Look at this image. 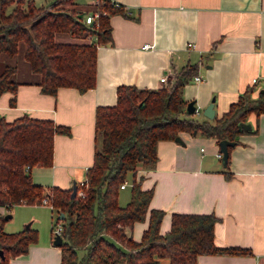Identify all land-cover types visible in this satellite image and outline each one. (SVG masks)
<instances>
[{
    "label": "crops",
    "instance_id": "1",
    "mask_svg": "<svg viewBox=\"0 0 264 264\" xmlns=\"http://www.w3.org/2000/svg\"><path fill=\"white\" fill-rule=\"evenodd\" d=\"M45 1L37 4L33 0L36 5ZM111 1L121 4L125 13L108 15L111 43L96 45L92 87L79 92L60 86L54 94L44 93L27 67L26 77L17 78L18 69L14 73L19 83L13 92L0 93L4 120L26 114L68 128L67 133L53 135L50 165L29 169L32 181L43 186L68 188L72 181L84 179L95 146V107L115 102L116 85L155 88L164 83L158 81L160 75L170 80L183 65L194 63V74L201 80L191 77L182 87V97L193 100L195 114L212 98L213 116H219L251 84L252 76L264 75V0ZM93 2L86 1L91 10ZM75 3L76 10L91 13ZM145 43L147 47L142 46ZM244 122L249 128L238 133L228 151V177L220 157L215 156L219 151L215 138L186 131L178 134L181 142L158 140L154 164L136 169L143 174L141 188H152L147 207L164 211L160 233L169 228L172 211L212 212L217 217L214 244L249 250L245 254H201L196 264H264V114L249 113ZM13 205L28 208L15 217L18 228L7 232L21 229L24 222L38 231L25 253L9 258L7 264H59L51 226L32 214L36 206H45L50 213L51 208L41 203ZM10 218L9 214L4 223ZM146 224L147 213L124 230L137 240Z\"/></svg>",
    "mask_w": 264,
    "mask_h": 264
},
{
    "label": "trees",
    "instance_id": "2",
    "mask_svg": "<svg viewBox=\"0 0 264 264\" xmlns=\"http://www.w3.org/2000/svg\"><path fill=\"white\" fill-rule=\"evenodd\" d=\"M73 4L74 0H49L40 5L33 0H0V93L13 92L19 83L14 79L16 64L1 61L15 55L19 41L23 43L22 58L42 92L54 94L60 86L81 92L94 85L96 45L111 43L108 15L125 10L111 0H94L91 12L97 15L85 22L84 13ZM55 33L82 40L57 41ZM195 70L194 63H187L155 88L116 85L115 102L95 107L92 160L84 179L75 183L72 197L70 187L43 186L33 182L29 173L31 167L50 165L53 135L67 133L68 128L26 114L11 120L0 117V206L8 210L13 204L40 203L46 197L61 225L59 264H156L161 257L167 264H196L201 254L248 253L244 247L214 244L217 217L212 212L172 211L169 228L160 233L164 211L147 207L152 188H141L143 174L136 173L138 167L154 164L158 140H173L186 131L234 144L238 133L247 131L237 123L249 113L264 114V89L255 84L245 86L219 116L197 118L186 113L182 87ZM233 144L227 145L226 177ZM127 177L128 200L119 205V184ZM78 189L82 195L77 194ZM146 213V227L139 239H133L124 229L142 221ZM4 221L0 212V264L25 253L37 239L36 229L29 225L4 231Z\"/></svg>",
    "mask_w": 264,
    "mask_h": 264
},
{
    "label": "rangeland",
    "instance_id": "3",
    "mask_svg": "<svg viewBox=\"0 0 264 264\" xmlns=\"http://www.w3.org/2000/svg\"><path fill=\"white\" fill-rule=\"evenodd\" d=\"M45 0H36V3H42ZM87 0H75V5L81 8H85V10H88L89 12H91V6L89 4H86ZM46 2V1H45ZM54 39L57 41H78V40H82V39H77L75 37H71L66 33H55L54 34ZM84 40V39H83ZM86 41V40H85ZM22 49H23V43L22 41H19L17 44V51L15 53V55L12 58H3L1 59L2 62H8V63H15L18 69V75L17 78H23L26 77L25 75V68H27L26 62L24 61V59L22 58ZM15 76V75H14ZM193 116L199 118L202 117V113L199 114H195L192 113ZM128 177L125 179L126 182V187L125 189H119L118 190V196H117V203L119 205H123L126 203V201L128 200V195H129V183H128ZM3 208V207H2ZM26 208V209H25ZM28 206L25 205H12L8 210L7 209H0V211H3L4 214L9 213L11 215V218L8 220V222L3 225V229L4 231H9L10 229H14V228H18L17 226H14V220L15 217L19 214H25V212H22V209H24L25 211L27 210ZM34 211L32 212V214H36L39 218H42V220L44 221V223L48 226H51V233H52V229L53 226L56 223V219H55V212L52 210V212H49V209L45 206L43 207H34L33 209ZM51 214V215H50ZM26 222H24L23 225H25ZM43 223V224H44ZM42 223H40V225H43ZM53 225V226H52ZM45 228V227H44ZM49 228V227H48ZM46 229V228H45ZM38 231V230H37ZM43 231V230H42ZM40 232V230H39ZM167 260L165 257H161L158 259V262L156 264H164L163 262ZM163 260V261H162ZM115 264H124L123 262H117ZM167 264V263H165Z\"/></svg>",
    "mask_w": 264,
    "mask_h": 264
},
{
    "label": "water",
    "instance_id": "4",
    "mask_svg": "<svg viewBox=\"0 0 264 264\" xmlns=\"http://www.w3.org/2000/svg\"><path fill=\"white\" fill-rule=\"evenodd\" d=\"M79 16V15H78ZM260 90H263L262 88H260ZM184 111L186 113H194L195 112V105L193 103V100H188L185 103L184 106ZM201 113L207 117V118H212L214 111H213V99L211 98V100L202 108ZM237 127L238 128H244L247 129L249 128V124L247 122L244 121H240L237 123ZM173 140L181 142V138L177 135L173 138ZM233 141L227 140V139H219L217 141V145H218V150L220 152V161L221 164L224 165L225 164V160L227 157V145H232ZM75 193V182L72 181L71 185H70V192H69V196L72 197ZM9 216V213L4 214V219H6ZM63 214L62 212H59L58 217L62 218ZM28 224H25L24 226H27ZM61 242V236L59 233H54L52 238H51V243L53 245L58 246ZM2 256V252L0 250V257Z\"/></svg>",
    "mask_w": 264,
    "mask_h": 264
},
{
    "label": "built area",
    "instance_id": "5",
    "mask_svg": "<svg viewBox=\"0 0 264 264\" xmlns=\"http://www.w3.org/2000/svg\"><path fill=\"white\" fill-rule=\"evenodd\" d=\"M96 15H97L96 12L86 13V14H83V19H84L85 22H91L96 17ZM142 46L143 47H147L148 44L145 43V44H142ZM192 80L193 81H199V80H201V77L198 74H194L192 76ZM158 81L159 82H165L166 81V76L164 74L160 75L158 77ZM250 83L251 84H255L257 88L260 87V88L264 89V75H262V76H252L250 78ZM195 112H196V108H195ZM215 156L220 157V152L219 151L215 152ZM79 183H81V181ZM125 184H126V182H125V180H123L119 184V187L122 188V187L125 186ZM77 194L78 195H82V191L80 189H78L77 190ZM40 203L50 207V204L47 202V199L44 196L41 197ZM60 229H61L60 223L56 222L55 225L53 226L52 234L59 233Z\"/></svg>",
    "mask_w": 264,
    "mask_h": 264
}]
</instances>
